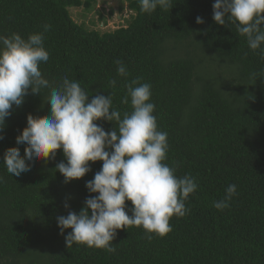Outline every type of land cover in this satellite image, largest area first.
I'll return each instance as SVG.
<instances>
[{"label":"trees","instance_id":"obj_1","mask_svg":"<svg viewBox=\"0 0 264 264\" xmlns=\"http://www.w3.org/2000/svg\"><path fill=\"white\" fill-rule=\"evenodd\" d=\"M125 1L135 14L127 27L102 34L77 24L70 12H90L96 0H0V35L27 39L51 25L44 32V78L52 86L65 76L78 80L90 98L111 94L122 117L131 111L130 98L121 103L125 85L136 78L149 83L158 130L168 133L164 163L198 185L185 201L189 211L170 219L172 231L164 237L148 239L142 227L118 229L115 253L75 243L68 248L71 229L61 235L57 217L79 213L95 195L86 182L102 161L89 162L85 177L65 183L56 170L67 162L61 149L54 159L26 160L30 171L11 176L3 164L6 149L19 147L23 156L26 144L16 138L27 117L51 114L49 89H29L0 133V264H264V45L251 50L227 17L225 25L216 23L215 0H171L167 10L151 13L141 11L139 0ZM116 60L126 65L127 77L117 74ZM96 123L105 131L115 127ZM230 184L237 194L229 207L215 209L213 201Z\"/></svg>","mask_w":264,"mask_h":264},{"label":"clouds","instance_id":"obj_2","mask_svg":"<svg viewBox=\"0 0 264 264\" xmlns=\"http://www.w3.org/2000/svg\"><path fill=\"white\" fill-rule=\"evenodd\" d=\"M141 11L151 13L159 6L167 10L171 0H139ZM213 19L219 25L227 20L237 26V33L247 38L251 50L264 45V0H215ZM197 23H204L197 17ZM43 32L30 34L27 39L19 33L0 35V133L5 127L11 109L22 106L29 89L40 94L49 89L47 106L50 116L27 117V126L16 138L18 145L26 144L24 155L19 147L6 149L3 164L7 172L19 177L30 171L27 161L54 159L57 151H63L65 162L56 170L65 177V183L78 180L92 169L89 162L102 161L100 171L86 182L92 194L86 199L79 213L69 211L67 216L57 217V223L65 236L68 248L74 243L89 248L116 252L113 240L118 229L129 226L142 227L148 239L151 234L160 237L172 231L170 219L183 217L185 201L197 190L191 174L177 177L175 168L164 163L167 158L168 133L158 130L154 115L156 105L151 102L149 83L140 78L128 82L121 103L129 105L131 111L123 113L113 109L112 95H95L90 98L78 80L65 76L58 86H52L44 78L40 65L47 63L49 52L44 46V32L51 29L45 24ZM264 58V50L261 51ZM117 74L127 77L126 65L114 61ZM116 80L109 81L116 87ZM115 122L111 131L96 122ZM4 136L0 134V140ZM3 177H0V182ZM237 194V185L230 184L224 198L213 201L220 211L229 207ZM133 207L128 208L126 202ZM65 207H69L66 203ZM131 212V215H129Z\"/></svg>","mask_w":264,"mask_h":264},{"label":"rangeland","instance_id":"obj_3","mask_svg":"<svg viewBox=\"0 0 264 264\" xmlns=\"http://www.w3.org/2000/svg\"><path fill=\"white\" fill-rule=\"evenodd\" d=\"M123 8V11L120 9ZM73 20L88 30L104 34L127 27L135 15L125 0H96L94 8L87 12L83 8L70 10Z\"/></svg>","mask_w":264,"mask_h":264}]
</instances>
